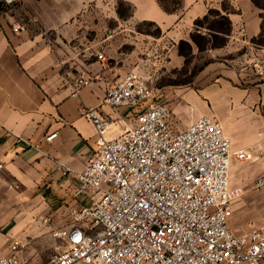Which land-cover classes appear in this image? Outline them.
<instances>
[{
	"label": "crops",
	"instance_id": "crops-1",
	"mask_svg": "<svg viewBox=\"0 0 264 264\" xmlns=\"http://www.w3.org/2000/svg\"><path fill=\"white\" fill-rule=\"evenodd\" d=\"M262 34L264 7L252 0H180L176 9L160 0H22L9 7L0 0V256L18 239L20 255L41 264L52 230L87 201L74 195L76 179L61 173L64 166L80 171L93 154L95 130L79 108L116 118L109 129L116 135L118 117L131 119L126 108L114 113L104 96L130 70L169 103L174 130L212 115L232 150L253 152L254 160L232 159L229 182L243 193L228 225L243 234L250 221L261 223L264 185L255 182L264 177V66L258 59L240 68L195 61L201 51L216 59L230 45L247 56L259 47L263 57L264 46L255 45ZM79 78L88 84L75 90ZM54 131L57 137L44 142Z\"/></svg>",
	"mask_w": 264,
	"mask_h": 264
},
{
	"label": "built area",
	"instance_id": "built-area-1",
	"mask_svg": "<svg viewBox=\"0 0 264 264\" xmlns=\"http://www.w3.org/2000/svg\"><path fill=\"white\" fill-rule=\"evenodd\" d=\"M11 28L21 29L19 24ZM86 84L77 79L75 90ZM104 101L114 113L126 108L131 120L119 116L112 135L116 118L94 107L79 108L95 130L93 154L80 171L64 166L61 173L76 179L74 195L87 201L70 210L63 227L52 230L65 246L41 264H264V220L250 222L243 234L228 225L231 204L243 193L229 182L232 159L254 160L253 152L232 150L212 115L174 130L169 103L159 100L136 70L110 85ZM56 137V131L46 133L43 141ZM26 142L41 147V142ZM255 185L262 187L264 177L258 176ZM22 247L14 239L0 264H31L20 255Z\"/></svg>",
	"mask_w": 264,
	"mask_h": 264
},
{
	"label": "rangeland",
	"instance_id": "rangeland-1",
	"mask_svg": "<svg viewBox=\"0 0 264 264\" xmlns=\"http://www.w3.org/2000/svg\"><path fill=\"white\" fill-rule=\"evenodd\" d=\"M160 2L163 4V6L166 9H176L179 7L180 5V0H160ZM119 8L121 10V12L123 14H126L129 10V7L125 4L122 3H118ZM149 27V25H148ZM149 28H151V30L155 32V29L153 28V26H150ZM222 29H225V25H223L221 27ZM221 39H217L216 42L220 43ZM257 42L255 43V45H260V46H264V34H262V36H260L257 40ZM200 46L203 45V41L199 42ZM259 49V47L256 46H252L250 47V53H248L247 55H241L240 51H237L235 49V45H230L228 50H222L219 51L217 54L216 59H210L208 60L205 56V54L201 51L200 54L198 55L197 59H196V64H205L206 62L210 61V62H216V63H223L224 65L227 66H234V67H250L251 64H256V63H252L255 62L256 59H258L256 62H258L259 65H262V67L264 66V56L260 57L259 54H256L255 50ZM244 47L242 48V51H244ZM258 53V52H257ZM196 68H194L195 70ZM259 69V68H258ZM247 77L249 76H244L243 79L245 80ZM252 77V76H251ZM252 222V221H250ZM249 222V224H250ZM249 228V225H248ZM47 249L43 252H41V258H38V261L44 262L51 254H53L54 252L61 250L62 248H64L65 246V242H63L62 240H60L59 238H55L52 235L49 236V240H48V245H47ZM80 264H85V263H80Z\"/></svg>",
	"mask_w": 264,
	"mask_h": 264
},
{
	"label": "trees",
	"instance_id": "trees-1",
	"mask_svg": "<svg viewBox=\"0 0 264 264\" xmlns=\"http://www.w3.org/2000/svg\"><path fill=\"white\" fill-rule=\"evenodd\" d=\"M256 5L264 7V0H252ZM161 3V2H160ZM162 4V3H161ZM163 5V4H162ZM127 14V13H126Z\"/></svg>",
	"mask_w": 264,
	"mask_h": 264
}]
</instances>
